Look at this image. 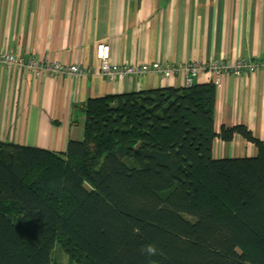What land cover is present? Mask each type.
Masks as SVG:
<instances>
[{
  "label": "trees",
  "instance_id": "obj_1",
  "mask_svg": "<svg viewBox=\"0 0 264 264\" xmlns=\"http://www.w3.org/2000/svg\"><path fill=\"white\" fill-rule=\"evenodd\" d=\"M82 113L64 153L0 142V264H60L56 243L77 264H264V143L214 132L213 84L88 99ZM234 136L256 156L215 159Z\"/></svg>",
  "mask_w": 264,
  "mask_h": 264
},
{
  "label": "crops",
  "instance_id": "obj_2",
  "mask_svg": "<svg viewBox=\"0 0 264 264\" xmlns=\"http://www.w3.org/2000/svg\"><path fill=\"white\" fill-rule=\"evenodd\" d=\"M98 44L115 64L264 59V0H0V53L94 68ZM210 81L193 85H214V132L244 126L264 143V69ZM161 88L183 77L34 78L0 65V142L64 153L83 140L88 99ZM256 154L239 136L214 142L215 159Z\"/></svg>",
  "mask_w": 264,
  "mask_h": 264
},
{
  "label": "built area",
  "instance_id": "obj_3",
  "mask_svg": "<svg viewBox=\"0 0 264 264\" xmlns=\"http://www.w3.org/2000/svg\"><path fill=\"white\" fill-rule=\"evenodd\" d=\"M95 56L97 64L94 68H82L78 65H66L51 63L34 58L25 59L12 52L0 53V65L6 68L25 70L34 78L47 76L82 78L99 76L109 81L126 80L129 78H141L147 74H154L160 78H169L172 75L180 74L183 77V87L193 86V79L206 75L211 81H218L221 76L252 74L264 69V59L250 60L238 58L230 62L228 60H214L210 62L192 61L187 64L151 63V64H115L110 60L109 47L106 44L96 46Z\"/></svg>",
  "mask_w": 264,
  "mask_h": 264
},
{
  "label": "rangeland",
  "instance_id": "obj_4",
  "mask_svg": "<svg viewBox=\"0 0 264 264\" xmlns=\"http://www.w3.org/2000/svg\"><path fill=\"white\" fill-rule=\"evenodd\" d=\"M154 202L158 205L160 204V202L156 199L154 200ZM52 256L54 260L60 264H77L69 260L68 255L62 250V248L57 243L54 244Z\"/></svg>",
  "mask_w": 264,
  "mask_h": 264
},
{
  "label": "clouds",
  "instance_id": "obj_5",
  "mask_svg": "<svg viewBox=\"0 0 264 264\" xmlns=\"http://www.w3.org/2000/svg\"><path fill=\"white\" fill-rule=\"evenodd\" d=\"M157 249L154 245H148L145 247L144 249V252L147 254V255H156L157 254Z\"/></svg>",
  "mask_w": 264,
  "mask_h": 264
}]
</instances>
